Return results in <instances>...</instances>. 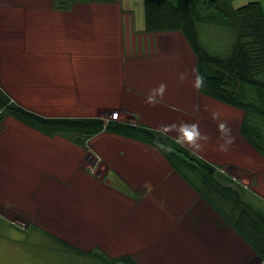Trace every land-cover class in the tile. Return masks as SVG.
<instances>
[{
	"label": "crops",
	"instance_id": "1",
	"mask_svg": "<svg viewBox=\"0 0 264 264\" xmlns=\"http://www.w3.org/2000/svg\"><path fill=\"white\" fill-rule=\"evenodd\" d=\"M260 2L264 13V0ZM142 3L143 0H70L64 2L63 7H54L53 0H0V41L9 39L12 43L10 48L0 47V56L66 55L69 41L84 44L88 38H94L97 42L92 47L97 44L112 47L115 39L117 45L118 34L119 40L125 35L133 49H124L121 44L120 48L116 46L117 53L108 55L118 59L120 66L117 64L106 70L113 73L107 81L113 80L125 92L109 90L113 97L117 95L110 103L117 107L99 117L111 118L108 113L123 110L124 121L129 119L128 122L136 121L153 128L179 125V121L198 124L201 133L209 137L198 155L213 164L217 172L207 181L199 173L189 176L200 187L197 189L145 142L101 131L88 139L92 144L87 150V146L72 145L56 135L38 134L50 144L33 146L39 154H44L43 158L39 154L23 159L13 156L10 164L14 171L10 182L13 195L0 199V223L4 220L7 225L25 232L29 226L36 231L39 229L63 248L60 240L79 250L100 251L110 258L129 255L138 264H219L218 250L226 247H234L230 251V256L236 251L234 260L241 258L245 251L250 256L245 264H259L261 257L232 227L229 219L237 215V205L242 202L264 211V171L260 175L257 173L264 170V158L239 132L242 110L194 87V55H189L190 79L161 81L167 85L163 101L155 107L145 103L150 89L160 82L151 80L133 85L127 80L128 76H124L127 62L124 56L137 54V40L150 39L155 43V34L161 33L142 30V14L136 18ZM169 34L175 42L185 46L180 31L172 30ZM106 36L109 41L105 40ZM83 44L80 48H84ZM172 45L173 49L178 47L175 43ZM221 45L220 42L219 47L213 48L220 50ZM98 48L87 53L102 54ZM70 53L80 54L76 49ZM103 80L101 76L96 86L106 85L102 84ZM134 86L145 89L135 90ZM107 87L113 89L112 85L107 84ZM126 89H134L130 92L138 96L128 97ZM23 101L21 99V104ZM118 104L123 108L119 109ZM233 108H236L238 125L235 129L230 127L234 143L225 153L218 150L223 142L221 133L209 130V117L212 111L221 109L228 113ZM199 115L203 116L197 120ZM3 132L0 133L4 135ZM169 135L175 138L177 133L172 131ZM64 146L76 153L78 150L74 162H63L68 157L67 152L60 150ZM84 156L91 160L93 170L90 173L83 170ZM243 168L256 176V183L252 177L240 176L238 172L245 171ZM52 172L61 176L55 178ZM20 215L29 217L22 228L10 223V219ZM22 236L20 232L12 233L13 240ZM2 243L6 247L4 251L14 259L9 264L21 260L20 264H36L35 251L27 255L19 246ZM71 252L84 256L74 250Z\"/></svg>",
	"mask_w": 264,
	"mask_h": 264
},
{
	"label": "trees",
	"instance_id": "2",
	"mask_svg": "<svg viewBox=\"0 0 264 264\" xmlns=\"http://www.w3.org/2000/svg\"><path fill=\"white\" fill-rule=\"evenodd\" d=\"M68 1L53 0V6L63 7ZM142 5V30L181 32L194 55L196 75L204 78L199 92L242 110L239 132L264 158V13L260 0H143ZM199 23L219 26V35L225 36L224 42L219 40L222 49L215 50L206 35H199ZM6 114L45 135L59 134L82 146L101 131L145 142L197 189L198 184L183 169L191 175L199 173L205 181L217 172L209 161L155 128L99 116H45L17 103L0 86V118ZM237 210L229 222L261 257L259 264H264V211L249 202L240 203ZM60 242L65 248L99 260L98 264H138L129 255L109 258L97 250L82 251Z\"/></svg>",
	"mask_w": 264,
	"mask_h": 264
},
{
	"label": "rangeland",
	"instance_id": "3",
	"mask_svg": "<svg viewBox=\"0 0 264 264\" xmlns=\"http://www.w3.org/2000/svg\"><path fill=\"white\" fill-rule=\"evenodd\" d=\"M142 7L137 9L136 18L138 15L142 14L143 21ZM202 24L204 23H199L198 25V27L200 28L199 35H206L209 38V41L213 43V45L210 46L219 47V40L224 42L225 39V36L219 35L221 31L216 29L219 28V26H208ZM134 26H138L136 22ZM202 27L206 28L201 33ZM210 28L213 29L212 32L209 30ZM160 32L161 33L155 34L157 35L156 39H153L155 43H152L150 39H139L137 40L135 47L137 50V54L124 56L127 60L125 64L126 67H124V76H128L127 80H130L133 85L142 84V82L151 80H158L157 82L160 83L161 81L167 79L177 81L180 80L179 77L182 73L184 74V79L191 78L189 55L192 57L193 54H191L192 51L186 39H182L183 41H185V47L183 43H181L180 45L178 42H175V38H173L170 34L168 35L169 31ZM229 35H231L230 30ZM68 36H75V34ZM103 36L104 34L101 37ZM107 38L108 37L106 36L105 40L109 41ZM9 41V39L1 40L0 47L10 48L12 43ZM87 42L85 41L84 44L73 41L68 42V53L69 51H75L76 49V51H79L80 53L78 56L74 54L71 55V53L60 56L46 55L48 57L0 56V86L11 96L14 101L21 104L22 99L24 101L21 105L45 116H102L110 110H115L117 104L111 105L110 103L114 102L115 99H117V95H115L114 93L115 96L113 97V94L111 95L110 93H108V91L110 90L111 92H119V90H121L124 93L125 89L123 90L122 87L121 89H119V87L113 83V80L110 82L107 81V79L110 78L113 73L107 72L106 70L111 69L112 67H115L120 63L118 59H116L115 57H111V55L108 54L117 53V47L120 48V44L124 49H126L127 47L133 49V47L130 45L129 40L126 41L125 35H123L121 37V40H119V34L117 35V45L115 39V42L113 44L115 46L112 47H107L106 45L102 44H97L96 47H92L94 43L97 42L94 38H88ZM101 43L104 42L101 41ZM173 43H175V45H178V47L173 49ZM81 44H83L84 48H80ZM182 46L185 49L187 48L188 50H184ZM97 47H99L98 49L102 52L103 55H92L91 53H87L92 52ZM102 47L104 48V50L100 49ZM180 48H182L183 50ZM124 57L121 56V58L123 59ZM10 60L18 63L15 64ZM118 66H120V64ZM121 67L123 69V65H121ZM101 76H104L102 84L105 83L106 85L96 86V84L99 83L98 81ZM107 84L112 85L113 89H108ZM134 88L135 90L145 89V87L142 88L135 86ZM135 90L132 89L130 91ZM126 91L128 92L127 95L130 98L138 96L137 94L132 93L127 89ZM106 100H108V103ZM122 108L123 107L121 104L119 109ZM235 109H229L228 113L221 109L215 110V112L219 113L218 120H213L211 113V116H208L210 118L209 130H212V132L218 131L217 125L220 122H225L229 127L233 129L237 128L238 118L236 116L237 114ZM117 111L116 114H108L111 118L114 117L116 120H125V118H123V110H120L119 113H117ZM113 114H115V116ZM202 116L203 115L197 116V120ZM128 120L129 119H127V121ZM17 121V119L8 114L3 115L0 118V132L4 131V135L0 133V199H2L3 197L6 198V196L11 198L10 196L13 195V190L10 189V182L12 180L11 178H13L14 176V171L11 170L10 167L12 159L16 156H20L21 159L32 157L33 155L38 156L39 151L37 152L33 146L37 143L50 144V142H48L45 138H41L38 136V134L42 136L48 135H45L39 130L30 127L22 122L20 123V121ZM181 122L185 121H179V123ZM133 123L138 122L134 121ZM28 130L32 132H27ZM55 135L56 138H58L59 136L68 140L72 145H79L81 146V148L87 146L85 148L87 150L92 144V142L90 140L88 141L87 139L85 145L82 146L59 134ZM13 137L14 140H12L11 142L10 140ZM37 146L41 147V145ZM60 150L61 152L62 150H64V152L68 153L67 159L64 158L65 160L63 162H74V159H76V157L78 156L77 149V153L72 148L65 146ZM85 156L82 158L83 164H81L82 166H84L83 170L85 169L90 173L93 170L91 160H86ZM39 157L43 158L44 154L41 152L39 154ZM243 169L245 171L247 170L245 168ZM183 171H185L184 173L187 176L193 177L190 173L187 172V169H183ZM245 171H239L238 173L240 174V176L247 175V177H252L254 183H256V176L251 175L248 171L244 173ZM263 171V169L258 170V175L262 174ZM52 175L56 176L55 178L61 176L57 175L56 172H52ZM262 181H264V179ZM28 218V216L20 215L14 217V219H10V223L15 225L16 227L22 228L23 226L25 227L27 225ZM30 227L31 226H29L25 232L22 229L7 225L4 220H2V223H0V249L1 251H3L0 253L1 264H9L10 261H14V259L11 258L9 252L4 251V248L6 247L4 246V243H2V241L7 242L8 244H12L14 247L19 246L27 255L28 253L35 251L36 264H55L62 262H74L78 264L99 263V260L93 257L86 255L81 257L80 255H76L75 253L71 252L72 249L63 248L61 245L57 244L58 242L56 240L52 239L51 237H45L39 229H37L36 231L35 229H31ZM16 232L23 233V236L20 239L13 240L12 233ZM232 249H234V247H226V249L222 251L220 249L218 250L219 258L217 259H220L219 264H232L240 260L245 264V262L249 259L248 257L250 256L247 255L245 251H243L242 257L238 260H234L236 251H234L230 256V251ZM33 257L31 259H33ZM21 262L22 260L15 261L16 264H20Z\"/></svg>",
	"mask_w": 264,
	"mask_h": 264
},
{
	"label": "clouds",
	"instance_id": "4",
	"mask_svg": "<svg viewBox=\"0 0 264 264\" xmlns=\"http://www.w3.org/2000/svg\"><path fill=\"white\" fill-rule=\"evenodd\" d=\"M184 78V74H180L179 79L183 81ZM203 84L204 78L200 75H196L194 87L199 90ZM166 91L167 85L164 83H160L157 87L150 89L149 94L145 99V103L155 107L157 104L163 101ZM212 119L218 120L219 113L213 111ZM217 128L221 133V139L223 140V142L219 144L218 150L226 153L229 150V147L234 143V137L231 135V128L225 122L218 123ZM157 131L161 135L165 136L170 132L175 131L177 133L175 142L180 144L181 146L188 147L192 151V154L195 156H198V154L203 150L204 144H206L209 140V137L202 134L198 124L195 123L181 122L179 125H161L157 129ZM159 147L165 148L166 150V146L164 145H159Z\"/></svg>",
	"mask_w": 264,
	"mask_h": 264
}]
</instances>
